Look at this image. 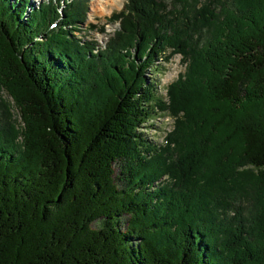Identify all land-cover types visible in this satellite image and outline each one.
I'll return each instance as SVG.
<instances>
[{
	"label": "trees",
	"instance_id": "1",
	"mask_svg": "<svg viewBox=\"0 0 264 264\" xmlns=\"http://www.w3.org/2000/svg\"><path fill=\"white\" fill-rule=\"evenodd\" d=\"M127 2L0 0V264H264V0Z\"/></svg>",
	"mask_w": 264,
	"mask_h": 264
},
{
	"label": "rangeland",
	"instance_id": "2",
	"mask_svg": "<svg viewBox=\"0 0 264 264\" xmlns=\"http://www.w3.org/2000/svg\"><path fill=\"white\" fill-rule=\"evenodd\" d=\"M30 1L33 5L37 6L43 0ZM127 3V0H88V9L85 14L86 18L80 21L78 25L79 30H76V33L78 36H82L83 40H95L97 44L105 45L108 37L114 33L115 28L119 25L118 22L112 21L111 14L113 15L120 11ZM102 26L105 31L101 30ZM170 51L171 49L168 50V53ZM181 57L180 52H173L168 60L159 56L157 61L158 66L153 69L150 68L146 72L149 78L155 80V87L160 94H165L167 84L176 79L178 72L185 70V64L181 61ZM0 93L5 97H10L4 91ZM153 116L154 118L146 121L140 129L146 133L151 141L155 143L163 142L167 132L174 127L175 118L163 110H158L157 115L153 114ZM18 118L21 123L22 119L20 114Z\"/></svg>",
	"mask_w": 264,
	"mask_h": 264
},
{
	"label": "bare ground",
	"instance_id": "3",
	"mask_svg": "<svg viewBox=\"0 0 264 264\" xmlns=\"http://www.w3.org/2000/svg\"><path fill=\"white\" fill-rule=\"evenodd\" d=\"M116 1V0H115Z\"/></svg>",
	"mask_w": 264,
	"mask_h": 264
}]
</instances>
